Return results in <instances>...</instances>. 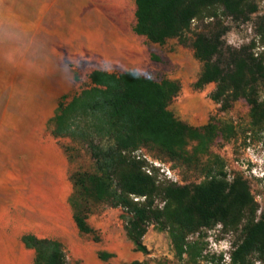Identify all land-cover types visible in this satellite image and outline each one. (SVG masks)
Segmentation results:
<instances>
[{
    "label": "trees",
    "instance_id": "obj_1",
    "mask_svg": "<svg viewBox=\"0 0 264 264\" xmlns=\"http://www.w3.org/2000/svg\"><path fill=\"white\" fill-rule=\"evenodd\" d=\"M134 3L133 32L158 45L180 39L194 20L215 16V7L234 20L247 19L256 11L250 0ZM222 34L223 31H208L193 37L194 57L202 63L194 87L215 84L211 98L223 110L243 99L250 106L253 125L262 129L264 103H258L254 95L259 86H264V57L247 52L254 43L238 50L225 46ZM88 79L90 86L68 102L61 100L47 122L54 138L82 142L93 160V172L76 171L70 175L73 192L69 204L79 232L94 235L88 216L94 204L101 202L122 209L126 236L137 252L148 254L142 239L152 225L169 234L178 260L183 261L186 255L184 264H195L202 249L189 237L203 228L221 224L229 230L240 228V240L229 256L231 264H253L252 256L264 262V211L256 219L258 205L242 177L236 175L228 181L226 174L218 173L208 175L197 185L160 183L145 173L144 160L131 156L141 147H149L171 161H189L207 151L217 127L211 122L201 127L190 126L168 109L180 91L179 83L169 79L157 82L132 71L115 74L93 70ZM191 142L197 145L189 153ZM132 196L138 200L134 201ZM157 199L161 207L155 204ZM93 241H99L96 235ZM22 242L35 251V264H68L59 241L25 235ZM98 257L110 264L113 254L99 251Z\"/></svg>",
    "mask_w": 264,
    "mask_h": 264
},
{
    "label": "rangeland",
    "instance_id": "obj_2",
    "mask_svg": "<svg viewBox=\"0 0 264 264\" xmlns=\"http://www.w3.org/2000/svg\"><path fill=\"white\" fill-rule=\"evenodd\" d=\"M250 1L255 3L256 11L247 19L234 20L215 7V16L194 20L180 39L168 40L164 47L169 52H175L179 45L184 49L166 75L157 72V80L171 77L180 85L168 109L190 126L201 127L211 122L217 127L207 151L189 161H171L156 149H140L170 170L172 176L167 178L145 161L151 170L150 176L160 183L197 185L208 175L224 173L228 181L239 175L247 182L258 205L257 219L264 211V128L253 125L250 106L243 99L223 110L211 98L215 84L195 88L202 63L191 56L196 33L223 31L221 41L225 46L238 50L254 43L247 52L264 57V37L260 34L264 26V0ZM134 10L133 0L111 7L98 5L95 0H0V150L25 152L34 136L50 134L47 122L58 103L68 102L90 86L89 73L101 66L89 60L86 50L89 39L97 38L103 46L106 53L103 71L119 74L132 65L127 50L133 38ZM254 96L258 103H264V86H259ZM57 141L68 157L69 175L76 171L93 172V160L85 144L67 138ZM196 145L197 142L189 144V153ZM155 204L162 206L159 199ZM122 216L121 208L101 202L94 204L88 216L97 226L96 244L113 254L108 262L184 264L187 261L186 255L183 261L177 259L169 234L152 225L142 239L148 254L137 253L126 236ZM239 229L229 230L217 224L191 235L189 241L202 249L194 263L231 264L229 256L240 240ZM94 235L83 237L93 241ZM65 255L68 264L75 263L67 252ZM250 259L253 264H264L254 256Z\"/></svg>",
    "mask_w": 264,
    "mask_h": 264
},
{
    "label": "crops",
    "instance_id": "obj_3",
    "mask_svg": "<svg viewBox=\"0 0 264 264\" xmlns=\"http://www.w3.org/2000/svg\"><path fill=\"white\" fill-rule=\"evenodd\" d=\"M127 2L129 0H95L96 4L109 7ZM132 33L127 50L132 65L125 71L161 81L157 80V74L169 72L183 47L179 45L175 52H169L164 48L166 43L153 44L133 30ZM86 50L89 60L101 66L95 70H103L106 53L98 39H89ZM191 56L195 59L193 50ZM26 148L20 153L0 150L3 155L0 157V264H35V251L22 242L25 235L59 241L69 259L80 264H107L98 257L103 249L94 241L85 240L74 222L69 204L73 183L68 157L57 139L51 134L37 135L29 140ZM88 223L97 229L90 219Z\"/></svg>",
    "mask_w": 264,
    "mask_h": 264
},
{
    "label": "built area",
    "instance_id": "obj_4",
    "mask_svg": "<svg viewBox=\"0 0 264 264\" xmlns=\"http://www.w3.org/2000/svg\"><path fill=\"white\" fill-rule=\"evenodd\" d=\"M133 157H135L137 160H144L146 162H148L149 164H153L154 166H156V168H158L160 170V172L163 174L167 175V178H171V172L168 169L167 166H165L162 163H159L158 161H153L147 154L144 153V151L142 149H138L136 151L133 152ZM143 170L148 174L151 175V170L148 166H145L143 168ZM134 200H138L137 198H135Z\"/></svg>",
    "mask_w": 264,
    "mask_h": 264
}]
</instances>
